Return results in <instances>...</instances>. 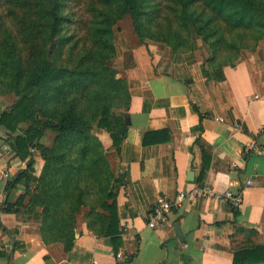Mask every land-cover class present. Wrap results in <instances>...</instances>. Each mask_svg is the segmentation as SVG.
Here are the masks:
<instances>
[{"label": "trees", "instance_id": "16d2710c", "mask_svg": "<svg viewBox=\"0 0 264 264\" xmlns=\"http://www.w3.org/2000/svg\"><path fill=\"white\" fill-rule=\"evenodd\" d=\"M126 16L140 42L173 53L199 39L209 52L203 70L217 81L241 49L254 51L264 36V0H0V95L14 96L0 111V133L26 159L5 187L24 190L6 197L2 211L30 217L44 243L59 241L65 250L79 219L109 238L114 253L122 244L117 178L93 128L119 152L130 93L113 61L115 26ZM254 232L238 227L228 235L232 264L264 262L262 246L237 244Z\"/></svg>", "mask_w": 264, "mask_h": 264}, {"label": "crops", "instance_id": "0c3cea01", "mask_svg": "<svg viewBox=\"0 0 264 264\" xmlns=\"http://www.w3.org/2000/svg\"><path fill=\"white\" fill-rule=\"evenodd\" d=\"M115 43L114 67L130 93L127 135L117 153L106 132L98 136L113 154L122 228L117 250L124 258L118 261L110 239L95 236L81 219L65 250L62 242L44 243L30 217L2 211L6 197L14 200L24 190L21 183L10 192L5 187L26 159L1 132L0 174L10 175L0 177V264H84L92 257L98 264H232L228 235L238 227L255 232L240 234L237 244L264 248V36L254 51L241 49L223 67L221 81L204 72L209 52L199 39L182 53L121 30ZM250 141L255 148L245 151ZM34 158L38 174L42 161ZM203 186L242 190V203L233 208L191 194ZM180 191L185 197L169 221L149 228L147 213L157 197L171 200Z\"/></svg>", "mask_w": 264, "mask_h": 264}, {"label": "built area", "instance_id": "2783aa9c", "mask_svg": "<svg viewBox=\"0 0 264 264\" xmlns=\"http://www.w3.org/2000/svg\"><path fill=\"white\" fill-rule=\"evenodd\" d=\"M236 128L239 127V124L235 123L234 125ZM262 129H258V132H261ZM245 151L255 148V143L253 141L248 142L245 145ZM10 175L9 171H2L0 177L8 178ZM250 181H246V184H249ZM192 195H199L203 198L206 197H214L216 201L219 203H226L230 205V207H238L243 200L242 190L240 191H233L230 188L226 190L216 193L213 191L212 188L209 186H203L200 188H195L191 191ZM185 197V193L180 191L174 199H167L165 197L159 196L156 199L155 205L150 209L147 213V226L152 229H157L169 221V214L172 208L179 207L181 205L182 200ZM115 258L118 261H121L124 256L122 250H117L115 253ZM84 264H98V260L95 257H92L89 261L85 262Z\"/></svg>", "mask_w": 264, "mask_h": 264}, {"label": "rangeland", "instance_id": "374dc122", "mask_svg": "<svg viewBox=\"0 0 264 264\" xmlns=\"http://www.w3.org/2000/svg\"><path fill=\"white\" fill-rule=\"evenodd\" d=\"M121 31H125V33H131L133 35H135V32L133 30V26H132V23H131V20H130V17L129 16H126L124 19L118 21L116 23V26H115V33L117 31L120 32ZM139 40V39H138ZM148 42V41H147ZM113 66H115V64L113 63ZM13 95L12 94H7V95H0V100H2V103H0V111L3 110L5 107H7L10 102L13 100ZM9 101V103H7ZM2 104V105H1ZM2 106V107H1ZM93 132L96 133L98 135V133L101 132L100 129L98 128H93ZM44 143H50L49 141V138L46 137L45 140L43 141ZM36 156H38V152L37 150H35L33 152ZM112 156L113 154L110 153L108 154V159L109 161L112 159ZM112 161V160H111Z\"/></svg>", "mask_w": 264, "mask_h": 264}]
</instances>
